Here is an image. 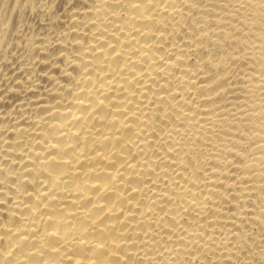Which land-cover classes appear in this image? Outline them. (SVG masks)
Instances as JSON below:
<instances>
[{
  "label": "bare ground",
  "instance_id": "1",
  "mask_svg": "<svg viewBox=\"0 0 264 264\" xmlns=\"http://www.w3.org/2000/svg\"><path fill=\"white\" fill-rule=\"evenodd\" d=\"M0 264H264V0H0Z\"/></svg>",
  "mask_w": 264,
  "mask_h": 264
}]
</instances>
